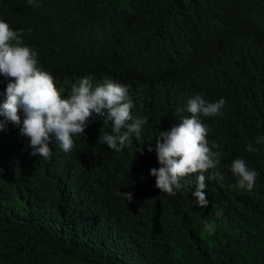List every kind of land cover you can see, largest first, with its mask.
<instances>
[{"label": "trees", "instance_id": "1", "mask_svg": "<svg viewBox=\"0 0 264 264\" xmlns=\"http://www.w3.org/2000/svg\"><path fill=\"white\" fill-rule=\"evenodd\" d=\"M35 4L0 0V20L25 30L24 44L62 95L83 77L93 87L111 80L128 86L132 115L147 122L142 139L117 153L97 143L112 127L97 117L73 137L70 153L53 138L49 160L30 155L29 139L7 123L0 131V264H264V144H255L264 136V0ZM9 79L0 74V102ZM196 94L225 100L222 115L202 118L209 146L220 145L213 150L224 177L222 184L206 180L204 208L193 195L195 175L181 180L175 196L149 175L160 166L159 131L189 116ZM249 142L261 151H246ZM237 158L258 173L251 192L236 187L230 167Z\"/></svg>", "mask_w": 264, "mask_h": 264}, {"label": "clouds", "instance_id": "2", "mask_svg": "<svg viewBox=\"0 0 264 264\" xmlns=\"http://www.w3.org/2000/svg\"><path fill=\"white\" fill-rule=\"evenodd\" d=\"M27 3L38 6L35 0ZM27 31L30 33L31 29ZM24 32V29L13 30L0 20V74L11 78L5 99L0 102V117H3L0 131L5 130L7 123L18 126V135L29 139L30 155L45 160L52 156L49 145L53 138L64 153H70L74 148L73 137L84 136L85 129L97 117L103 118V124L112 123L111 134L99 135L97 143L106 144L117 153L142 139L147 120L132 115L133 100L128 86L107 80L93 87L91 77H83L78 85L72 86L70 95L63 96L64 90L56 87L54 77L38 66L37 51L24 44ZM224 105L223 98L209 102L196 94L187 101L186 111L190 115L177 125L159 131L155 152L160 166L150 169L149 175L155 177V187L160 192L175 196L176 190L183 186L181 180L195 175L196 203L201 208L208 205L206 180L214 179L222 184L224 177L217 171L220 153L213 150L220 145L212 142L209 146V129L202 118L222 115ZM255 144H264V136L256 137ZM147 150L153 151L151 146ZM136 151L143 154L141 145ZM246 151L259 153L261 149L249 142ZM230 170L237 178L236 187L249 192L254 189L258 173L248 168L243 159L233 160ZM122 195L125 201L133 199L131 192Z\"/></svg>", "mask_w": 264, "mask_h": 264}]
</instances>
